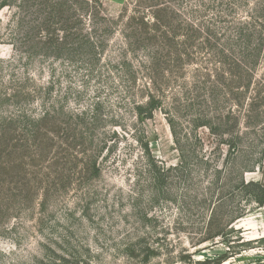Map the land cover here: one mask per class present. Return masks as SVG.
<instances>
[{
  "label": "rangeland",
  "instance_id": "1",
  "mask_svg": "<svg viewBox=\"0 0 264 264\" xmlns=\"http://www.w3.org/2000/svg\"><path fill=\"white\" fill-rule=\"evenodd\" d=\"M90 1V13H80L83 28L107 42L93 71L87 59L30 56L39 41L11 42L9 35L19 33L15 11H0V264H45L55 259L52 250L66 264H264V206L245 212L241 185H264V66L239 105L227 89L211 92L199 68L207 56L198 55L166 89L161 108L141 118L135 107L146 101L142 73L129 93L109 67L125 38L144 32L132 19L160 3ZM208 3L183 7L202 15ZM201 15V23L212 16ZM134 53L135 63L144 59L141 48ZM211 74L210 82L222 86ZM97 102L102 121L94 145L61 151L72 135L67 112L91 111ZM46 109L50 119L33 123ZM206 121L216 132L200 126ZM94 164L100 176L88 178ZM154 168L161 187L152 182Z\"/></svg>",
  "mask_w": 264,
  "mask_h": 264
},
{
  "label": "trees",
  "instance_id": "2",
  "mask_svg": "<svg viewBox=\"0 0 264 264\" xmlns=\"http://www.w3.org/2000/svg\"><path fill=\"white\" fill-rule=\"evenodd\" d=\"M156 1L160 4L132 19L134 26L143 27L144 32L135 41H132L131 37L125 38V49L122 50L121 57L117 59L116 64L111 63V68L109 67L117 70L120 84L128 89L129 93L137 86L139 71L142 73L144 79L140 89L146 94V101L137 103V116L151 118L154 112L161 108L166 89L178 83L179 74L187 65L192 64L198 55L207 56V66L199 65V68L206 71L204 76L212 87L211 92L227 89L229 92L226 97L239 100L241 105L242 98L245 99L250 89L258 84V68L264 66V0H209L208 5H204L202 9V15L212 14L208 23H201L198 17L201 12L196 6L190 4L183 7L184 2L188 0ZM91 3L90 0H0V11L6 8L15 11L13 26L19 33L12 32L9 35L11 42L18 41V37L30 42L39 41L37 43L40 47L33 50L30 56L55 60L64 58L72 63L87 59L93 71L101 61L107 42L105 36L99 37L96 31L87 32L83 28V15L80 13H90ZM95 3L97 4V1ZM185 10L188 15L184 14ZM139 48L144 50V59L135 63L130 56ZM210 57L213 60L209 59ZM214 72L219 76L217 82L222 86H215L210 82L211 73ZM50 89L45 90L46 95L50 94ZM41 92L43 89L39 87L38 93ZM41 96L44 98L43 93ZM41 106H46L44 99ZM100 109L101 104L97 102L91 111L67 112V115L72 117L70 120L73 128L70 127L69 130L72 135L67 139L68 144H61V151H87L88 146L94 145L95 132L102 121ZM63 111L65 109L62 107ZM230 116L231 113L228 117ZM50 117L51 112L46 109L33 123L47 121ZM169 123L172 125L170 120ZM34 125L36 124H33V127ZM200 126L216 132L208 121ZM2 142L4 147V137H0V168ZM236 146L232 144L231 148L235 149ZM145 150L149 152L148 145H145ZM87 176H100V169L96 164L88 170ZM161 178V172L152 169V182L156 187H161ZM241 185L247 189L245 198L249 207L246 211L244 209L245 212L264 206V185L243 181ZM41 205L47 206L45 198ZM209 239L210 237L206 240ZM242 246L249 245L243 243ZM52 253L55 259L45 264H66L64 257H60L53 250ZM149 260L150 257L146 256L144 262Z\"/></svg>",
  "mask_w": 264,
  "mask_h": 264
},
{
  "label": "crops",
  "instance_id": "3",
  "mask_svg": "<svg viewBox=\"0 0 264 264\" xmlns=\"http://www.w3.org/2000/svg\"><path fill=\"white\" fill-rule=\"evenodd\" d=\"M104 1L111 2L114 4H123L125 3L126 0H104Z\"/></svg>",
  "mask_w": 264,
  "mask_h": 264
}]
</instances>
